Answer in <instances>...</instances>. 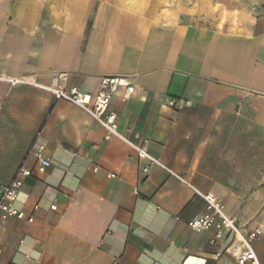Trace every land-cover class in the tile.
I'll list each match as a JSON object with an SVG mask.
<instances>
[{
    "label": "crops",
    "instance_id": "0c3cea01",
    "mask_svg": "<svg viewBox=\"0 0 264 264\" xmlns=\"http://www.w3.org/2000/svg\"><path fill=\"white\" fill-rule=\"evenodd\" d=\"M256 1L218 24L182 12L41 11L38 0H0V184L31 172L15 207L33 219L0 222V264H231L226 231L211 245L216 229L188 226L205 211L194 189L213 194L245 231H261L253 248L264 264V7ZM105 78L118 79L107 108L118 133L170 172L32 84L95 95ZM169 98L187 104L172 108ZM39 146L50 161L44 171Z\"/></svg>",
    "mask_w": 264,
    "mask_h": 264
},
{
    "label": "built area",
    "instance_id": "2783aa9c",
    "mask_svg": "<svg viewBox=\"0 0 264 264\" xmlns=\"http://www.w3.org/2000/svg\"><path fill=\"white\" fill-rule=\"evenodd\" d=\"M7 81L11 86L30 83L24 78H8ZM54 82H57V79H54ZM32 84L51 93L55 100H65L80 107L95 121L100 123L107 131L108 135H113L126 141L137 152L138 159L147 161L149 164L148 166L156 165L170 172L169 169L162 165L158 160L151 157L141 146L125 139L118 133L116 115L113 113H107V108L110 104L112 95L115 93L118 86V79H103L100 83V90L95 95L80 92L75 87L66 91L57 87V85L47 87L37 83ZM132 93L133 87L128 88L125 99H128ZM167 104L172 108L181 109L187 104V102L182 99L169 98ZM138 137L137 134L134 135L135 139H138ZM43 153L44 147L39 146L35 152L39 171H44L50 166V161L44 157ZM148 166L144 168V171H147ZM30 174V171L20 168L10 182L0 184V222H6L10 219H26L28 222H32V217H26L23 211L15 207V201L18 197L19 190L22 187L23 180L30 176ZM177 178L181 179L180 177ZM194 191L203 199L205 203V211L188 222L190 229L195 232L216 229L213 238L210 240L211 245H215L217 240L222 239V231H226L228 233L227 237L229 242L225 246L224 252L230 255L232 259L231 264H260L253 248V243L259 237L261 231L259 229L249 232L245 231L227 217L221 202L213 194H202L195 189ZM220 255V252L216 254L217 257Z\"/></svg>",
    "mask_w": 264,
    "mask_h": 264
},
{
    "label": "rangeland",
    "instance_id": "374dc122",
    "mask_svg": "<svg viewBox=\"0 0 264 264\" xmlns=\"http://www.w3.org/2000/svg\"><path fill=\"white\" fill-rule=\"evenodd\" d=\"M41 11H171L182 12L185 20L191 17L206 18L218 24L230 23V10L256 0H38ZM256 3V4H255ZM219 5V7H217ZM264 7V0L261 5ZM238 19L239 17L236 16Z\"/></svg>",
    "mask_w": 264,
    "mask_h": 264
},
{
    "label": "clouds",
    "instance_id": "9594fccd",
    "mask_svg": "<svg viewBox=\"0 0 264 264\" xmlns=\"http://www.w3.org/2000/svg\"><path fill=\"white\" fill-rule=\"evenodd\" d=\"M217 7H219V5H217Z\"/></svg>",
    "mask_w": 264,
    "mask_h": 264
}]
</instances>
